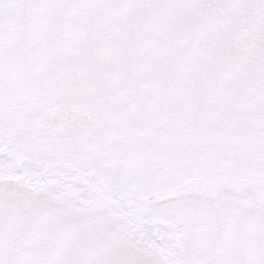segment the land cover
Instances as JSON below:
<instances>
[{"label":"snow or ice","instance_id":"snow-or-ice-1","mask_svg":"<svg viewBox=\"0 0 264 264\" xmlns=\"http://www.w3.org/2000/svg\"><path fill=\"white\" fill-rule=\"evenodd\" d=\"M0 264H264V0H0Z\"/></svg>","mask_w":264,"mask_h":264}]
</instances>
